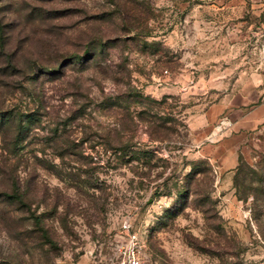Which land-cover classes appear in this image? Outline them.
Masks as SVG:
<instances>
[{"label":"rangeland","instance_id":"374dc122","mask_svg":"<svg viewBox=\"0 0 264 264\" xmlns=\"http://www.w3.org/2000/svg\"><path fill=\"white\" fill-rule=\"evenodd\" d=\"M260 1L0 0V264H264Z\"/></svg>","mask_w":264,"mask_h":264},{"label":"built area","instance_id":"2783aa9c","mask_svg":"<svg viewBox=\"0 0 264 264\" xmlns=\"http://www.w3.org/2000/svg\"><path fill=\"white\" fill-rule=\"evenodd\" d=\"M250 49L253 50L257 66L264 69V13L250 27ZM225 121L222 120L221 123ZM121 229L125 237L115 244V261L113 264H142L140 258L141 243L138 234L130 228V222L123 219Z\"/></svg>","mask_w":264,"mask_h":264},{"label":"crops","instance_id":"0c3cea01","mask_svg":"<svg viewBox=\"0 0 264 264\" xmlns=\"http://www.w3.org/2000/svg\"><path fill=\"white\" fill-rule=\"evenodd\" d=\"M264 13V0H261L259 3H258V6H257V11H256V14H257V18H256V21H258V19L261 17V15ZM228 103V100H225L223 99V102L222 104H226Z\"/></svg>","mask_w":264,"mask_h":264},{"label":"trees","instance_id":"16d2710c","mask_svg":"<svg viewBox=\"0 0 264 264\" xmlns=\"http://www.w3.org/2000/svg\"><path fill=\"white\" fill-rule=\"evenodd\" d=\"M148 154V150H144L142 151V155L146 156ZM16 193V196L19 197V194L17 192Z\"/></svg>","mask_w":264,"mask_h":264}]
</instances>
